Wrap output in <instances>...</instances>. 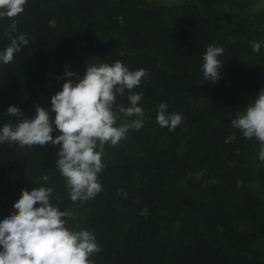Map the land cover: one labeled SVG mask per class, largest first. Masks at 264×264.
I'll use <instances>...</instances> for the list:
<instances>
[{"label": "trees", "instance_id": "obj_1", "mask_svg": "<svg viewBox=\"0 0 264 264\" xmlns=\"http://www.w3.org/2000/svg\"><path fill=\"white\" fill-rule=\"evenodd\" d=\"M13 20L12 35L29 44L0 61V128L22 120L9 106L31 118L40 105L54 120L66 71L78 82L87 64L119 60L149 76L133 90L144 93L143 126L105 145L102 191L83 203L57 168L59 145L0 143V221L22 190L51 187L52 203L72 212L67 227L94 233V264H264L261 144L231 125L264 88V0H27L23 13L0 18V53ZM209 45L224 48L216 83L202 72ZM129 94L118 92L116 105L130 106ZM161 102L185 117L174 131L157 123ZM136 119L121 115L116 126Z\"/></svg>", "mask_w": 264, "mask_h": 264}, {"label": "clouds", "instance_id": "obj_2", "mask_svg": "<svg viewBox=\"0 0 264 264\" xmlns=\"http://www.w3.org/2000/svg\"><path fill=\"white\" fill-rule=\"evenodd\" d=\"M26 3L27 0H0V18L18 16L24 12ZM16 31L17 23L13 20L5 32L11 43L0 53V61L5 64L12 62L22 46L29 44L27 34L13 36ZM251 47L259 52L261 45L253 42ZM223 54L222 46L207 47L202 64L206 82L216 83L221 78L223 63L218 57ZM65 75L69 79L51 97L54 120L48 109L40 105L35 106V115L31 118L25 117L20 108L9 106L6 113L22 120L15 126L6 123L0 128V143L29 148L48 143L59 145L57 168L66 180L71 201L83 203L102 191L98 174L105 167L102 162L105 145L116 146L130 129L139 130L143 126L144 111L139 103L144 93L133 90L140 87L149 72L143 68L130 71L117 60L111 65L87 64L83 77L77 76L78 82L71 79L76 76L74 72L66 71ZM122 89L130 93V106L116 105V94ZM167 109L164 102L158 105L157 123L174 131L185 117L169 114ZM121 115L140 119L116 126ZM231 125L246 139L255 138L260 142L259 159L264 161V88L242 112L236 113ZM54 130L60 134L53 137ZM52 192L53 188L44 186L22 190L13 205L16 211L0 221V264H94L90 257L102 250L94 233L67 227L73 218L72 212L61 211L53 204Z\"/></svg>", "mask_w": 264, "mask_h": 264}, {"label": "rangeland", "instance_id": "obj_3", "mask_svg": "<svg viewBox=\"0 0 264 264\" xmlns=\"http://www.w3.org/2000/svg\"><path fill=\"white\" fill-rule=\"evenodd\" d=\"M147 1L156 2L162 5H172L174 3H179V0H147Z\"/></svg>", "mask_w": 264, "mask_h": 264}]
</instances>
